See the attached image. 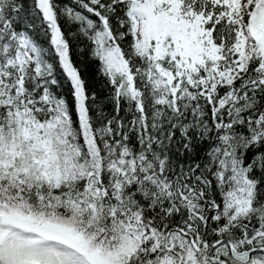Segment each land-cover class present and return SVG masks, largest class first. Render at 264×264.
Instances as JSON below:
<instances>
[{
    "label": "snow or ice",
    "instance_id": "6c2138e0",
    "mask_svg": "<svg viewBox=\"0 0 264 264\" xmlns=\"http://www.w3.org/2000/svg\"><path fill=\"white\" fill-rule=\"evenodd\" d=\"M0 264H264V0H0Z\"/></svg>",
    "mask_w": 264,
    "mask_h": 264
}]
</instances>
